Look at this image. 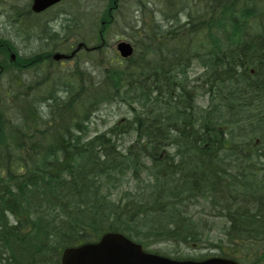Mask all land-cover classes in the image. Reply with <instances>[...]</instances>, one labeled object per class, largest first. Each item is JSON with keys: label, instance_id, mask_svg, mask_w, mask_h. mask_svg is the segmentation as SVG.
<instances>
[{"label": "trees", "instance_id": "16d2710c", "mask_svg": "<svg viewBox=\"0 0 264 264\" xmlns=\"http://www.w3.org/2000/svg\"><path fill=\"white\" fill-rule=\"evenodd\" d=\"M166 1L168 28L148 0L131 2L143 14L136 24L123 16L135 54L118 62L101 43L99 81L85 76L86 93L54 99L58 114L51 123H37L30 100L17 98L21 92L4 91L21 118L16 125L0 123V258L8 264H58L56 256H33L42 240L54 252L111 230L146 245L200 242L209 226L191 206L201 199L229 219L224 232L243 263L264 264V163L258 152L264 144L247 139L255 134L264 142V0H193L184 12L176 10L182 0ZM110 18L101 15L106 23ZM196 63L205 90L179 78ZM205 93L210 102L203 109L195 97ZM115 101L129 106L133 117L89 136L92 111ZM81 118L83 145H60L74 139ZM178 125L186 143L177 151L180 161L165 152ZM126 132L137 139L124 149L117 139ZM123 179L134 187L114 195L108 185L116 189ZM10 215L20 224L8 225Z\"/></svg>", "mask_w": 264, "mask_h": 264}, {"label": "rangeland", "instance_id": "374dc122", "mask_svg": "<svg viewBox=\"0 0 264 264\" xmlns=\"http://www.w3.org/2000/svg\"><path fill=\"white\" fill-rule=\"evenodd\" d=\"M30 0H0V37L6 38V39H10L14 45L13 51H11L12 54H16L17 57L19 56H30L31 58H34L35 55L32 54H40V52L45 48L46 44H49L52 42V40L47 39L46 42L41 41L40 40V32L36 31V25L40 24V22L38 21H27L26 20V16H24L25 12L27 11V5L29 3ZM74 0H71V2H73ZM134 0H122V4H121V8L119 10V12L117 13V19L116 22L113 23L109 28H108V34L106 36V42L109 45L108 46V51H106V55L111 57V58H115L116 57V45H117V41L118 40H127L130 41L131 39L129 37H127L126 32L124 28H123V19H122V14H125L127 16H131L132 19H136L138 18V15L140 13V17L142 18L141 15V11L138 9V7L136 8V6H132L131 4H126L131 3ZM146 1V0H145ZM152 1V0H151ZM156 2V0H154ZM88 2L89 4L93 5V9L96 13H99V17H98V23H96L97 25L100 24V14L102 11H106L108 8V4L110 2V0H83L82 3ZM189 3L183 1V5H180L177 7L176 10L178 11H182L184 10L188 5L191 4V0L188 1ZM70 4V3H69ZM149 4H151L152 6L154 5L153 2H150ZM90 5V6H91ZM150 5V6H151ZM159 5V4H158ZM69 5L67 3L63 4L62 6H60L59 8H55L53 10L50 11V14L48 16H46V18L49 19V22H54V19L52 17H54L55 15H60L61 13L64 12V10L68 9ZM71 7L74 8V4H71ZM77 7V4H76ZM75 7V11L77 12V9ZM150 8V7H149ZM165 8H163L164 10ZM137 10H139V12H137ZM150 11L151 8H150ZM81 10L78 12L80 13ZM130 12L132 13V15H130ZM172 13V12H171ZM165 12L161 13V15L158 17V21L160 22V24H162L163 28H168L171 23H164L165 17H164ZM151 15V13H150ZM43 16V17H44ZM77 16V14H76ZM130 18V17H129ZM91 19L96 20V17L94 15V17L92 18L91 14H89L88 17V22H87V27L85 26V30H90L89 28V24ZM32 20V19H31ZM137 20V19H136ZM186 20V18H182L181 22H184ZM173 22V21H170ZM170 24V25H169ZM141 25V24H140ZM39 29V28H37ZM132 41V40H131ZM105 52V51H104ZM100 54L99 52H97L92 59L90 60V62H87L86 64L83 65V69L85 71H90L95 75V78L98 80L99 75H100V62L99 59H101V56L98 55ZM11 56V54L9 55ZM83 58V55L80 56L78 58V56L75 58V60L71 61V62H67L66 65L69 66H65L62 67L64 70H69L72 71V65L71 64H75L73 63L75 62H80L81 59ZM84 60V58H83ZM82 60V61H83ZM17 61L15 60L13 63L14 65H17ZM92 61L94 63H92ZM0 63L4 66V69L8 67V59H6V52L4 49H0ZM57 65V64H56ZM19 66V65H17ZM23 65H20V67H22ZM74 66V65H73ZM58 67V65H57ZM195 73L198 74L199 72H201V66L196 63L195 64ZM30 74H28V72H26L24 74V79L26 84L25 85H20L17 88L12 87L11 85V75H5L0 79V89L3 90H10V89H15L16 91L20 92V91H29L28 85L27 83H29V80H27L28 76ZM101 76V75H100ZM55 86H52L51 91H54ZM61 92V91H59ZM41 92H35V94H39ZM61 97L63 99H66L69 97V94L66 92H62ZM7 101V99H6ZM11 98H9V102H11ZM204 99H202V97H199V102L200 104L204 103ZM7 106L10 105V103L7 102ZM8 116L15 122H18L19 118H20V114L19 113H15L14 111L10 110L8 112ZM133 116V113L131 112L130 108L123 104V103H116L113 105L107 104L104 105L103 107H101L100 109L96 110L94 117L92 118V123H91V127L93 128V131L91 133V135H93L96 131L97 132H102V131H106L108 130L110 127L114 126V124L118 121V120H126V118L131 119ZM0 123H2V120L0 121ZM185 131V130H184ZM261 130H258L257 132L255 131V133H260ZM255 134H253L254 137ZM251 135L247 136V139L249 142H251V144H254L252 142V140H256L255 138H253ZM135 139V135H130V136H125L123 138V142H124V146H128L131 141H133ZM1 144V143H0ZM257 144H264V142H259ZM259 152V161L264 163V147L263 148H259L258 149ZM264 172V171H262ZM126 180L123 179L122 183H119L120 186L117 187L118 188H123L122 190L118 191L120 193L124 192V190H127L128 188L134 187V185L131 184H126ZM112 193H117L116 190H114ZM194 208L193 210H197V212L200 211V209ZM203 210L200 211V213ZM198 217H201V222H207L209 229H207L205 231L204 234V239L202 242L203 243H199L200 245H202V247L204 249H202L201 251H207L208 247H217V246H222L225 243L227 244V237L224 235V228L226 226L225 221L226 219H221L219 216H214L211 215L208 212H204L202 214H199ZM11 218L13 219V217L11 216ZM208 219V220H207ZM212 226L211 230L210 227ZM211 242V244H210ZM213 244V245H212ZM55 246H58L59 243L56 242L54 243ZM61 247L63 245H60ZM50 248H52V246H49ZM219 250H221L219 247H217ZM228 251L231 252V249L229 247H225ZM150 250H154V251H160L162 253L168 254L170 256H178L179 254H187V253H194V249L186 246V245H177V244H173V243H158L155 245H150L149 246Z\"/></svg>", "mask_w": 264, "mask_h": 264}, {"label": "water", "instance_id": "95a60500", "mask_svg": "<svg viewBox=\"0 0 264 264\" xmlns=\"http://www.w3.org/2000/svg\"><path fill=\"white\" fill-rule=\"evenodd\" d=\"M59 0H37V10H42ZM124 57L133 53L129 43L119 44ZM63 264H234L230 260L214 259L204 262L175 261L157 254L145 252L141 245L134 243L120 233H108L100 242L86 244L64 251Z\"/></svg>", "mask_w": 264, "mask_h": 264}, {"label": "bare ground", "instance_id": "6f19581e", "mask_svg": "<svg viewBox=\"0 0 264 264\" xmlns=\"http://www.w3.org/2000/svg\"><path fill=\"white\" fill-rule=\"evenodd\" d=\"M76 75H77V72L74 73L73 71L64 70L62 73H59L56 76H54L52 79H50L48 81V83L49 84L52 83L56 88L61 89L64 86L62 81L65 82V80H64L65 78L76 77ZM85 76L88 79L92 78L90 75H86L85 74ZM85 76H79V81H80V84H81V88L84 85L83 80H84V78H86ZM86 92H87L86 89H78L77 91L73 90V91H71L69 93L70 94H74V96H76V95H79V94H82V93H86ZM176 130H178L177 127H176ZM174 136L175 137H183L184 136V132L183 133L182 132H177V133L174 134Z\"/></svg>", "mask_w": 264, "mask_h": 264}, {"label": "flooded vegetation", "instance_id": "af4514ba", "mask_svg": "<svg viewBox=\"0 0 264 264\" xmlns=\"http://www.w3.org/2000/svg\"><path fill=\"white\" fill-rule=\"evenodd\" d=\"M75 58L76 57L73 56V57L69 58V60L71 59V61H73V60H75ZM57 65H58V67H57ZM57 65H56V63L51 62L52 69H51L50 76H56L57 74L62 73L63 69L61 67L65 66L66 62L65 61H59V62H57ZM51 89L52 88H48L47 89L48 93L42 95L40 98H42V99H55V98L60 99L62 92H66V91H63L62 89H58L56 87L54 88V91H51ZM59 91H61V92H59ZM32 95L33 94H31V96ZM60 145H66V142H64ZM205 255H207V256L204 257L203 259H207V258H211V257H222V255H219L218 253H206Z\"/></svg>", "mask_w": 264, "mask_h": 264}]
</instances>
